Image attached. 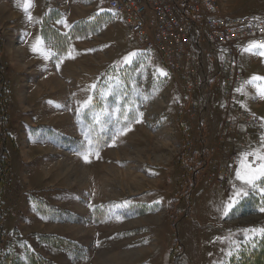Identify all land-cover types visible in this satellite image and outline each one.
<instances>
[{
  "label": "rangeland",
  "instance_id": "rangeland-1",
  "mask_svg": "<svg viewBox=\"0 0 264 264\" xmlns=\"http://www.w3.org/2000/svg\"><path fill=\"white\" fill-rule=\"evenodd\" d=\"M23 4L0 0V263L264 264V177L236 178L264 153V48L191 34L164 62L103 0Z\"/></svg>",
  "mask_w": 264,
  "mask_h": 264
},
{
  "label": "built area",
  "instance_id": "built-area-1",
  "mask_svg": "<svg viewBox=\"0 0 264 264\" xmlns=\"http://www.w3.org/2000/svg\"><path fill=\"white\" fill-rule=\"evenodd\" d=\"M103 1L129 28L139 47L164 62L187 53L191 34H208L226 50L242 42H264V22L224 11L218 0Z\"/></svg>",
  "mask_w": 264,
  "mask_h": 264
},
{
  "label": "snow or ice",
  "instance_id": "snow-or-ice-1",
  "mask_svg": "<svg viewBox=\"0 0 264 264\" xmlns=\"http://www.w3.org/2000/svg\"><path fill=\"white\" fill-rule=\"evenodd\" d=\"M31 6V0H24L23 4V10L27 13L28 8ZM29 19H31V16L29 15ZM42 43V41L38 40L37 44ZM256 48H264V44H257L256 42H250V46L248 49H245L246 51H252L253 54L255 53L254 49ZM33 50H36V47L34 46ZM261 55H264V52L259 53ZM47 58V56L45 57ZM127 59V58H126ZM257 80H264L262 77H253L249 83H252ZM95 87V86H93ZM257 92L261 97H264V86L257 85ZM262 145H264V137L261 138ZM253 157L252 161H249L248 157ZM86 159V158H85ZM255 161H259V165L256 167H253V164ZM262 177H264V153L259 151L254 152H246L243 153L241 156V162L240 167L236 171V178L240 181H242L243 184L249 185L253 188H255L256 181L260 180ZM241 192L243 190L237 191L236 196H240ZM243 195H248L247 192H243ZM238 200H231L230 203L225 205V211L224 215H228V211L231 210L235 203H238ZM259 231L264 232V229H260Z\"/></svg>",
  "mask_w": 264,
  "mask_h": 264
},
{
  "label": "trees",
  "instance_id": "trees-1",
  "mask_svg": "<svg viewBox=\"0 0 264 264\" xmlns=\"http://www.w3.org/2000/svg\"><path fill=\"white\" fill-rule=\"evenodd\" d=\"M7 257V256H6ZM5 257V258H6ZM12 257H10L11 259ZM0 264H44L43 262L39 261V260H34V259H31L30 261H28L27 263H22V262H19L17 259L15 258H12V260H9L8 258L6 259H3V261H1Z\"/></svg>",
  "mask_w": 264,
  "mask_h": 264
},
{
  "label": "bare ground",
  "instance_id": "bare-ground-1",
  "mask_svg": "<svg viewBox=\"0 0 264 264\" xmlns=\"http://www.w3.org/2000/svg\"><path fill=\"white\" fill-rule=\"evenodd\" d=\"M136 182V181H135Z\"/></svg>",
  "mask_w": 264,
  "mask_h": 264
}]
</instances>
